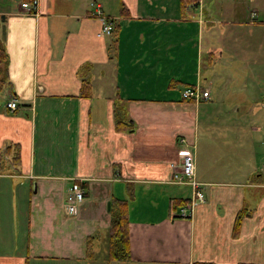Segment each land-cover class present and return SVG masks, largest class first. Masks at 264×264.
I'll return each mask as SVG.
<instances>
[{
    "label": "crops",
    "instance_id": "0c3cea01",
    "mask_svg": "<svg viewBox=\"0 0 264 264\" xmlns=\"http://www.w3.org/2000/svg\"><path fill=\"white\" fill-rule=\"evenodd\" d=\"M35 1L0 0V264H106L111 199L129 258L108 264H264V0ZM194 85L208 98H181ZM181 147L203 201L173 218Z\"/></svg>",
    "mask_w": 264,
    "mask_h": 264
},
{
    "label": "built area",
    "instance_id": "2783aa9c",
    "mask_svg": "<svg viewBox=\"0 0 264 264\" xmlns=\"http://www.w3.org/2000/svg\"><path fill=\"white\" fill-rule=\"evenodd\" d=\"M92 15L99 19L100 28L97 33L99 36L110 35L113 29V22L111 18L106 17L100 11V6L96 2H91ZM20 7L24 9L25 13L33 14L36 10V1L21 2ZM181 98L198 101L200 99H207L208 93L201 90L198 86H189L181 91ZM5 107L9 110L16 108V101L10 97L5 103ZM182 142V140H180ZM177 162L169 164L171 169L170 181L175 184H188L192 188V194L188 200L182 205L175 207L174 202L169 203V215L171 217L185 218L191 214L193 206L203 201V194L198 189V183L194 180V163L193 157L189 149L181 147L176 153ZM84 197V189L77 182H71L63 198L64 209L66 213H75L77 207L80 205Z\"/></svg>",
    "mask_w": 264,
    "mask_h": 264
},
{
    "label": "trees",
    "instance_id": "16d2710c",
    "mask_svg": "<svg viewBox=\"0 0 264 264\" xmlns=\"http://www.w3.org/2000/svg\"><path fill=\"white\" fill-rule=\"evenodd\" d=\"M31 1V0H26ZM195 0H180L179 7L182 9ZM1 22V18H0ZM7 56L0 41V92L3 87L7 85ZM81 96H88V81L85 78L81 80L80 88ZM118 108H114V122L115 127L118 129L130 126L121 116L117 114ZM121 124L122 126H119ZM121 127V128H120ZM15 156H13V159ZM186 200H175V207L182 205ZM110 221L107 228V251L105 254L106 264L110 262L125 261L129 258L128 248V220H127V204L123 199H111L110 207ZM238 225V219L235 220V229Z\"/></svg>",
    "mask_w": 264,
    "mask_h": 264
},
{
    "label": "rangeland",
    "instance_id": "374dc122",
    "mask_svg": "<svg viewBox=\"0 0 264 264\" xmlns=\"http://www.w3.org/2000/svg\"><path fill=\"white\" fill-rule=\"evenodd\" d=\"M261 66L264 67V65H263V64L261 65V64H260V61H259V67H261Z\"/></svg>",
    "mask_w": 264,
    "mask_h": 264
},
{
    "label": "water",
    "instance_id": "95a60500",
    "mask_svg": "<svg viewBox=\"0 0 264 264\" xmlns=\"http://www.w3.org/2000/svg\"><path fill=\"white\" fill-rule=\"evenodd\" d=\"M109 207V202L107 203V208Z\"/></svg>",
    "mask_w": 264,
    "mask_h": 264
}]
</instances>
